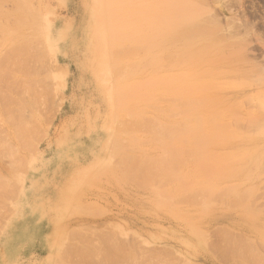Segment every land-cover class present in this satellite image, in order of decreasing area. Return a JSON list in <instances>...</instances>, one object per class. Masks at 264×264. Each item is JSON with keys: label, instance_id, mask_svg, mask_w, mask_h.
Instances as JSON below:
<instances>
[{"label": "rangeland", "instance_id": "1", "mask_svg": "<svg viewBox=\"0 0 264 264\" xmlns=\"http://www.w3.org/2000/svg\"><path fill=\"white\" fill-rule=\"evenodd\" d=\"M11 1L0 28L43 54L27 78L42 104L24 116L0 101V264H264V0H170L190 7L162 17L205 33L159 44L134 80L147 97L118 109L101 58L135 0L105 1L106 19L104 0ZM142 117L171 132H120ZM126 157L164 171L143 181Z\"/></svg>", "mask_w": 264, "mask_h": 264}, {"label": "bare ground", "instance_id": "2", "mask_svg": "<svg viewBox=\"0 0 264 264\" xmlns=\"http://www.w3.org/2000/svg\"><path fill=\"white\" fill-rule=\"evenodd\" d=\"M7 1H9V0H7ZM105 1H107V0H104V2H103V0H101V1L99 0V3L103 2L102 5L99 4V7L100 6L102 7L103 5H105L104 4V3H106ZM109 1H111V0H109ZM114 1H112L113 3L110 6L112 8V6L115 5V9H116V4H115L116 1H115V3H114ZM118 1H121V0H117V4H118ZM128 1H130V0H128ZM168 1H163V0H135L134 1V5H133V8L135 10L134 11V15L131 17L132 19L130 18L131 19L130 22H127V21L125 22V26H124V27H126V26L128 27L127 30L129 32L128 33H123V35H120L119 37L116 36L117 39H118V45L116 47L112 45V43H114L116 38L109 37V39L104 43L103 48L106 47L109 50L101 58V62H102V66L101 67H102V69L100 70L99 74H100V78L103 80V82H105L107 84H111L114 81V78H115V84L113 86H111V96L113 98L112 102H116L117 103V109L119 108L118 103L122 107V105L125 104V103H122V102H127L130 99L135 101V102H139V101L142 102L147 97L148 94L143 95V92L141 91L143 89L139 88L141 86V83L140 82L136 83L135 81H136V78L139 77V73L140 72H143L144 70L150 69L151 65L157 64L155 62V58L153 57L152 54L154 53L153 50L157 49L156 47H158L159 44H163L165 42V46H163V49H165L166 46L170 42L176 41L177 38H178L180 41L184 42L186 45H189L190 43L194 42V39H193L192 35L201 36V35H203L205 33V30H203V27H200L198 25H195V26L193 25V27L190 30H186L185 28H183L182 30L180 29L184 25V22L189 23L191 21H193V22L194 21L195 22L198 21L197 19H193L192 16H188V15L184 14L183 22H180L174 16L162 17L161 15H162V13L165 10L173 9L176 6H178V5L180 6L181 5V4H174L170 0H168ZM15 2L17 3L16 0H15ZM21 2H23V1H21ZM24 2H27V1L25 0ZM0 4H1V2H0ZM2 4L5 5L4 2H2ZM106 4H108V3H106ZM16 5H14V6H16ZM120 5H122V4H120ZM2 6L3 5H1L0 7H2ZM110 6H109V8H110ZM122 6H125V5H122ZM21 7H23V6H21ZM103 7L101 8L103 16L106 15L105 19L109 18V15H107L105 11H104L105 13L103 12V9H104ZM189 7L190 6L181 5L178 8L189 9ZM16 8H14V9H16ZM127 8H128V4H127ZM0 9H2V8H0ZM14 9H13V11H14ZM19 9H21V8H19ZM23 9H25V8H23ZM115 9H111V10L112 11L114 10V12H115ZM29 12L31 13V11H29ZM0 15H2V13ZM8 15H11V14H8ZM20 16H18V17H20ZM31 16L32 15H30L28 17H31ZM103 16L100 13V17H101V18L99 17L100 21H101L100 25H107L109 23L108 21H111V20L110 19L106 20L107 21L106 22L103 19ZM115 16H116V14H115ZM35 17H37V16H35ZM38 18H40V17H38ZM1 19L2 18L0 17V21H1ZM16 19H18V18H16ZM19 19H21V18H19ZM34 19L36 20V18H34ZM115 19H116V17H115ZM21 20H19V21L17 20V21H18V23H20V21L23 22V25L25 24V22L26 23L30 22V21H27V20L24 22L23 19H21ZM163 20H167V23H164V26H163L162 29H157V28L154 27L152 30H150V23L158 22V24H161V22ZM36 21H38V19ZM5 22H6V24L8 23L7 24L8 26L11 25V23L9 24V22H7V20H5ZM21 24L22 23H20V26L23 27L22 29H24V26L21 25ZM33 24H34V22H32V25ZM35 24H39V23H35ZM134 25H135V27H134ZM34 27L35 26H33L32 29H34ZM124 27H123V21H122L121 32L123 31ZM129 27L131 29L134 28V30L132 29L133 31L131 33H130V28ZM2 28H0V32L2 30L4 32H6L5 36L2 37L3 38V42L0 41L1 42V44H0V55H1V57H0V101L3 104L4 111H6V112L9 111L10 110L9 107L14 106V103L18 104L19 110H17V108L15 107L17 112L18 111H24V110H28L29 111V109H28L29 107L34 108L35 106H36V109H37L38 105L40 103L39 102L40 100L38 98L41 97L42 95L39 96V97L38 96H36V97L33 96V94H36V92L33 89H32V91L30 90L31 89V84L29 82L31 80H27V78L28 77L31 78V76H34L36 74L34 72V70H32V69L34 67L35 68L37 67L36 69L34 68L35 71H36V70H38V66L37 65L33 66V64L36 63V62L39 64L40 63L39 60H42L43 57L41 59L38 58V57L39 56L40 57L43 56V54H42V52H41L42 55H40V53H38L36 55V56H38L37 57L38 60L36 61L35 59H37V58H35L34 54L32 55V57L30 56L33 53V52L30 53V50H31V47H32V41H31L30 37L27 38V37H25L26 35H23V37L19 36V38H16V37L13 38L12 37L13 35H11L10 32L7 33L8 30L6 31V30H4ZM13 28L15 30V27H13ZM13 28H12V30H13ZM16 29H17V27H16ZM178 29L180 30V32H177ZM34 30H36V29H34ZM4 32H1V34L4 33ZM13 32H15V31H13ZM23 32H25V31H23ZM19 33H21V32H19ZM111 33H112L111 34L112 36L115 35V33L114 34H113V32H111ZM8 34L11 35V36H9ZM2 35H4V34H2ZM14 35H16V33ZM17 35H19V34H17ZM2 38H0V40ZM42 41L44 43V40H42ZM7 46H9L11 48L7 50L6 49ZM4 48L6 50H4ZM44 50H45V48H44ZM46 53H47V51H46ZM44 56L46 57L45 53H44ZM49 57H50V55H49ZM109 59H111V63H110ZM108 61H109V63H108ZM32 62H34V63L32 64ZM105 62H106V64H105ZM31 65L33 66V68H32ZM37 73H38V71H37ZM131 80H133V82H135V83H133V85L131 84V82H132ZM32 83L36 84V82H34V81ZM35 84H34V86H35ZM148 87L150 88V84L148 85ZM43 90H44V88H43ZM30 91L32 92V94H29V93H31ZM44 93H46L48 95L46 90H45ZM39 94H42V93L41 92L37 93V95H39ZM30 95H32L34 98H32V96L30 97ZM43 97L45 98V96H43ZM36 98L38 99V101H37ZM43 101H44V99H43ZM40 104H42V103H40ZM32 106H34V107H32ZM115 108H116V105H115ZM133 110L134 109L125 108V112H126V114H127V116L129 118H133L134 117L135 110L134 111ZM0 111H1V109H0ZM22 113H19V114H22ZM24 116H26L25 115V111H24ZM10 118L12 119L11 116H10ZM13 118L16 119L14 116H13ZM25 121H27L26 117H25V120H23V122H25ZM154 122H156V120H154ZM154 122L152 120L148 119V118L142 117V118H140L138 120V123H136V121H135L132 124H130L129 126H127L126 128H123L121 126L119 130H120L121 133H124L123 131H126V133H128V132L131 133V131L134 130V129L136 131L137 128L144 127L143 130L145 129L147 132H150V133L151 132L152 133L155 132L156 136H157V134H159L158 136H161V134H166V131L171 132V130H168L167 127H164L163 125H158V123L156 124ZM27 123L24 125L26 128H27V126H29L28 125L29 123L28 124ZM14 124L12 123V126ZM17 124H15L14 126L16 127ZM18 125L22 126V124H18ZM21 126L19 128L20 132H21L20 138H23V136H25V133H27L26 132L27 129L25 127H21ZM17 128H15V130ZM171 128L172 127H170L169 129H171ZM2 140H3V138H0L1 142H2ZM130 159L127 158L126 159V163H128L132 167L135 166L134 170L136 168L138 169V171H136L137 169L135 171L138 173L139 177L140 176L142 177V175H140V173L144 174L143 175V177H144L143 179L140 177V179H142L143 181H145L146 179H150V177L152 178V176L154 177L157 173H160V172L164 171L163 168H161L160 166H157V164L159 163V160H157V163H156L155 161H153L154 159H152V160L151 159H147V160H144V161H141V160L138 161V160H135V159H132V158H130ZM169 160H170V158H169ZM160 161H162V159ZM163 161H165V159H163ZM166 161H168V158H166ZM173 164L175 165V163H172L171 165H173ZM155 165H156V167L158 169L161 168V170L155 169ZM150 167H152V168H150ZM150 169H151V171H150ZM152 169L155 170L157 173L153 174L152 173L153 172ZM151 174H152V176H151ZM243 255H245V254H243ZM106 257H107V255H106ZM250 257H252V256L250 255ZM254 257L256 258L257 256L255 255ZM135 258L122 257V263L126 264V263L131 261L130 264H136V259ZM138 258H140V257H138ZM243 258H244V256H243ZM246 258H248V257L246 256ZM244 259H242V260H244ZM259 259H262V258L259 257ZM137 260H139V259H137ZM251 260H253V257L250 258L248 261H251ZM230 261H231V258H230ZM245 261H247V260H245ZM254 261H256V260H254ZM117 262H120V261H117ZM251 262L255 263L253 261H251ZM256 262H258V261H256ZM260 262H261V260H260ZM239 264H240V262H239ZM248 264H249V262H248ZM256 264H258V263H256Z\"/></svg>", "mask_w": 264, "mask_h": 264}]
</instances>
